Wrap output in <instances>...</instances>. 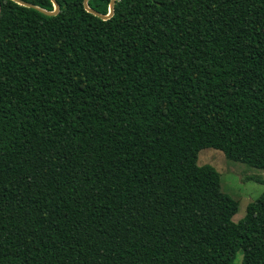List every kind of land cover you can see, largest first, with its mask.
<instances>
[{
	"label": "trees",
	"instance_id": "16d2710c",
	"mask_svg": "<svg viewBox=\"0 0 264 264\" xmlns=\"http://www.w3.org/2000/svg\"><path fill=\"white\" fill-rule=\"evenodd\" d=\"M55 1L0 0V264H264L197 165L264 171V0Z\"/></svg>",
	"mask_w": 264,
	"mask_h": 264
},
{
	"label": "rangeland",
	"instance_id": "374dc122",
	"mask_svg": "<svg viewBox=\"0 0 264 264\" xmlns=\"http://www.w3.org/2000/svg\"><path fill=\"white\" fill-rule=\"evenodd\" d=\"M197 165L210 167L218 173L220 192L230 196L238 205L232 218L234 222L243 218L246 206L264 192V171L230 162L218 150L202 149L198 153ZM249 177L260 181L249 180ZM241 258L242 255L238 253L234 264H240Z\"/></svg>",
	"mask_w": 264,
	"mask_h": 264
},
{
	"label": "water",
	"instance_id": "95a60500",
	"mask_svg": "<svg viewBox=\"0 0 264 264\" xmlns=\"http://www.w3.org/2000/svg\"><path fill=\"white\" fill-rule=\"evenodd\" d=\"M11 1H13V2H15V3H17V4L21 5V6L35 9V10L39 11L40 13H42L45 16H55L59 12V6H58V4H57V2L55 0H50V2L53 5V11H45L43 9L37 8L34 5H32L30 3H27L25 1H22V0H11ZM115 1L116 0H110L109 6H108V12H107L106 15H101V14L97 13L96 11L92 10L91 8H89L88 0H83V8H84V10L87 13H89V14H91V15H93V16H95V17H97V18H99V19H101L103 21H106V20L110 19L113 16Z\"/></svg>",
	"mask_w": 264,
	"mask_h": 264
}]
</instances>
